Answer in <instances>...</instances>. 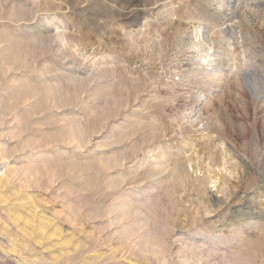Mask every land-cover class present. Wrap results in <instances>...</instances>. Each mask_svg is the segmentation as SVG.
I'll return each instance as SVG.
<instances>
[{
  "label": "rangeland",
  "instance_id": "1",
  "mask_svg": "<svg viewBox=\"0 0 264 264\" xmlns=\"http://www.w3.org/2000/svg\"><path fill=\"white\" fill-rule=\"evenodd\" d=\"M0 186V264H264V0H0Z\"/></svg>",
  "mask_w": 264,
  "mask_h": 264
},
{
  "label": "bare ground",
  "instance_id": "2",
  "mask_svg": "<svg viewBox=\"0 0 264 264\" xmlns=\"http://www.w3.org/2000/svg\"><path fill=\"white\" fill-rule=\"evenodd\" d=\"M206 62V65H208V60L205 61ZM248 79H251V77H248ZM4 180V179H3ZM1 187V186H0ZM136 244V243H135ZM128 245V244H127ZM169 246V245H168ZM132 247V246H131ZM167 258V257H166ZM163 260V259H162Z\"/></svg>",
  "mask_w": 264,
  "mask_h": 264
}]
</instances>
